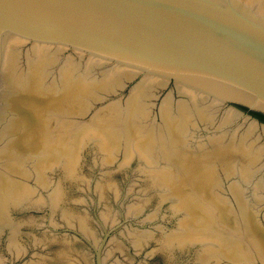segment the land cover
<instances>
[{
    "label": "water",
    "instance_id": "water-1",
    "mask_svg": "<svg viewBox=\"0 0 264 264\" xmlns=\"http://www.w3.org/2000/svg\"><path fill=\"white\" fill-rule=\"evenodd\" d=\"M250 111L264 0H0V264H264Z\"/></svg>",
    "mask_w": 264,
    "mask_h": 264
},
{
    "label": "trees",
    "instance_id": "trees-1",
    "mask_svg": "<svg viewBox=\"0 0 264 264\" xmlns=\"http://www.w3.org/2000/svg\"><path fill=\"white\" fill-rule=\"evenodd\" d=\"M241 108H243L244 110H248L246 107H241ZM250 113L264 122V114L263 113L257 112V111H250Z\"/></svg>",
    "mask_w": 264,
    "mask_h": 264
}]
</instances>
